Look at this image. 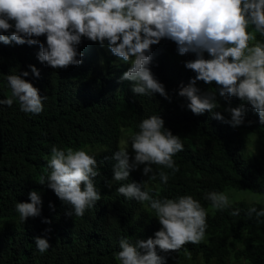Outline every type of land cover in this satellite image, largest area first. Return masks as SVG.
Returning a JSON list of instances; mask_svg holds the SVG:
<instances>
[{"label":"trees","instance_id":"trees-1","mask_svg":"<svg viewBox=\"0 0 264 264\" xmlns=\"http://www.w3.org/2000/svg\"><path fill=\"white\" fill-rule=\"evenodd\" d=\"M12 30L0 34L10 35ZM36 39L46 43L43 35ZM77 50L82 53L78 57L81 64L53 69L37 59L39 45L0 42V99L11 94L6 75L24 71L29 74L22 78L47 97L39 114L21 111L18 101L11 107L0 105V264H119L115 253L122 236L132 243L154 236L160 224L147 202L141 204L116 191L120 183H139L142 176L132 170L128 181H111L115 163L112 153L119 148L118 127L125 125L131 133L138 131L140 120L153 114L163 119L165 128L180 136L184 150L173 157L179 171L169 176L166 185L157 176L150 195L173 198L190 194L207 209L211 204L203 195L208 191L230 187L264 193V157L244 154L241 134V130H247L264 142V123L251 105L235 96L228 97L233 107L243 103L246 109L244 122L233 127L214 119L208 111L193 114L186 107L187 99L177 94L181 84L187 85L195 76L184 67L185 61L195 58L194 53L180 55L175 42L166 38L151 46L148 67L164 85L169 100L159 93H133V82L119 79L129 64L115 57L106 44L102 47L82 37ZM204 56L208 58V53ZM29 65L38 69V77ZM196 86L201 93L216 91L220 107L213 112H220L229 120L230 113L224 110L227 101L219 96L215 83L197 81ZM53 145L64 149L102 147L89 153L95 157L100 172L94 183L101 199L83 216L66 215L70 207L47 183L38 182L49 171L47 160ZM152 167L157 171L159 166ZM165 171L171 173L169 169ZM107 181L112 182L111 188ZM33 190L41 197L40 215L22 222L15 204L30 202L29 192ZM50 203L54 208H50ZM253 205L258 210L264 207L235 202L233 208L240 209L239 216L230 215L232 209L208 212L203 242L186 244L179 252L163 253L157 249L158 254L166 257V264H176L188 252L192 259L200 258L207 264H234L232 261L239 260L264 264V223L246 215ZM45 218L50 222H43ZM260 219L264 221V217ZM37 236L50 244L45 253H40L35 245Z\"/></svg>","mask_w":264,"mask_h":264},{"label":"clouds","instance_id":"clouds-1","mask_svg":"<svg viewBox=\"0 0 264 264\" xmlns=\"http://www.w3.org/2000/svg\"><path fill=\"white\" fill-rule=\"evenodd\" d=\"M13 28L10 35L0 34V42L39 45L37 59L53 69L82 63L78 58L82 53L77 50L82 37L102 47L106 44L115 57L130 65L119 79L132 81L133 93L144 96L159 93L170 100L164 85L148 67L152 60L151 46L163 38L169 39L175 42L180 55L195 54L194 59L184 62V67L195 76L190 77L187 85L181 84L177 93L187 99L186 107L193 114L208 111L214 119L239 126L244 122L246 109L243 103L231 105L228 97L235 96L251 105L264 123V39H257L256 35L264 38V0H0V31ZM41 35L46 43L36 39ZM29 68L39 76L35 66ZM28 74L24 71L6 75L11 94L0 99V105L11 107L18 101L25 113L43 111V100L47 97L22 78ZM197 81L215 83L219 96L227 101L224 110L230 113L229 120L220 112H213L220 107L216 91L201 93ZM129 141L134 152L131 162ZM183 150L180 136L165 128L159 115L143 118L138 131L132 132L125 144L112 153L115 163L111 181H128L130 171L143 164L142 174L148 180L155 181L158 176L161 184L166 185L169 176L179 171L173 157ZM153 165L159 166L157 171ZM47 168V175L38 182L47 183L70 207L66 215L83 216L101 199L94 183L100 175L97 161L86 150L53 145ZM111 181H107L109 188ZM116 191L141 204L147 202L160 224L154 236L136 239L135 243L122 236L115 253L119 264H166V257L158 254L157 249L163 253L179 252L186 244L197 245L205 240L209 209L192 195L153 196L144 181L120 183ZM203 199L210 202L212 211L232 209L230 215H240V209L233 208L226 191L205 192ZM29 201L15 204L22 222L40 215V195L30 191ZM49 206L54 208L51 203ZM246 215L264 223L260 219L264 217V207L258 210L249 206ZM43 222L50 221L45 218ZM34 240L40 253L49 249L46 238L37 236ZM186 258L191 259L190 252Z\"/></svg>","mask_w":264,"mask_h":264},{"label":"rangeland","instance_id":"rangeland-1","mask_svg":"<svg viewBox=\"0 0 264 264\" xmlns=\"http://www.w3.org/2000/svg\"><path fill=\"white\" fill-rule=\"evenodd\" d=\"M260 39V38H257ZM130 67V65H128ZM127 67V68H128ZM131 134V130L128 126L120 125L118 127V146L121 147L125 144L127 141L128 136ZM241 134L243 136V142H244V154L250 156V157H257L259 159L264 157V142L259 138L258 135L255 133L249 132L247 130H241ZM129 147L128 152L130 156V162L132 158L134 157V152L131 149V142L129 141ZM102 147L99 145H92V146H84L82 149L86 150L88 153H94L101 149ZM144 165H139L135 171H137L141 176L144 182H146V186L149 189H154L155 185L152 181L148 180V177L142 174V169ZM222 191H226L230 199L235 202H243L245 204L250 203H258L260 205L264 206V193H257L252 192L247 189H235L230 187H225ZM207 209H209V213H212L211 206H208ZM240 243H237V246H240ZM234 264H246L243 260L239 261H232ZM176 264H207L202 261L200 258L195 259H187L186 256H184L180 261H177Z\"/></svg>","mask_w":264,"mask_h":264}]
</instances>
